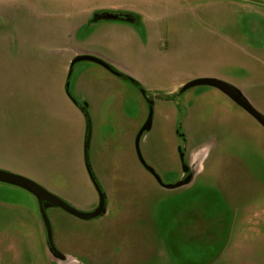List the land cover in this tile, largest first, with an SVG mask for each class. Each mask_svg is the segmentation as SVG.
Instances as JSON below:
<instances>
[{
  "label": "rangeland",
  "instance_id": "rangeland-1",
  "mask_svg": "<svg viewBox=\"0 0 264 264\" xmlns=\"http://www.w3.org/2000/svg\"><path fill=\"white\" fill-rule=\"evenodd\" d=\"M243 3L264 0H0V170L79 211L97 206L83 163L87 122L63 98L68 82L69 95L88 105L89 161L106 196L96 219L47 209L59 261L47 251L34 196L0 183V264H264V128L214 88L178 93L193 79L237 74L213 60L241 54L220 34L249 40L243 28L260 23ZM101 12L135 23L92 22ZM89 50L112 56L141 89L87 61L68 78L70 61ZM140 90L154 100L140 154L168 185L184 178L180 148L192 175L186 186L160 187L136 157L148 114ZM252 94L264 104V90Z\"/></svg>",
  "mask_w": 264,
  "mask_h": 264
},
{
  "label": "water",
  "instance_id": "water-1",
  "mask_svg": "<svg viewBox=\"0 0 264 264\" xmlns=\"http://www.w3.org/2000/svg\"><path fill=\"white\" fill-rule=\"evenodd\" d=\"M91 21L94 23L100 22V21H122V22H126V23H131V24L135 23V20L133 19V17H131L128 14L110 13V12L95 13V14H93ZM85 61L94 63V64L100 66L101 68L105 69L110 74L116 76L117 78L128 81L133 86L135 85L136 81L133 80V78L123 74L122 72L115 70L111 65H109L104 60H102L96 56L88 55V54L77 55L76 57H74L70 61L69 68H68V74H67L68 78L70 76V73H71L73 66L76 63L85 62ZM67 79H66V81H67ZM136 83H138V82H136ZM202 86L211 87V88H214L217 91L221 92L230 101H232L235 105H237L239 108H241L245 113H247L249 116H251L262 128H264V116L262 114H260L248 102V100L242 95V93L239 90H237L235 87H233L232 85H230L226 82L220 81L219 79L217 80L215 78H198V79L190 80L187 83H185L179 89L178 93L181 94L190 88L202 87ZM64 89H65V94L68 97V99L83 114V116L85 117V120L87 122V136H86L84 148H83V163H84V168H85V171L87 173L88 179H89V181H90V183H91V185H92V187H93V189L97 195V206L92 211H89V212L79 211V210L75 209L74 207H72L71 205H69L67 202L60 199L59 197L49 193L48 191H46L44 188H42L41 186H39L35 182H33V181H31L25 177H22V176H19L16 174H12V173L4 171V170H0V183L15 186V187H18L22 190H25L26 192L33 195L34 198L36 199L37 205H38V212H39L40 220L43 224V228H44V232H45V244H46L47 251L49 252V254L54 259L59 260V261H64L65 257L56 249V247L54 245L53 235H52V227H51V223H50V220L48 218V215H47V209L59 208V209L63 210L65 213H67L73 217H76L78 219H81V220L96 219V218L103 216L106 212V196H105L103 190L101 189L100 185L98 184V182L94 176V173H93L90 161H89L90 121H89V115L87 112V104L83 103L82 105H79L69 95L68 82H66ZM138 89H141V87ZM140 92H141L142 96L144 97L145 102H146L147 107H148L147 119L145 120L144 124L142 125V127L138 131V133L135 137V141H134L135 153H136V157H137L140 165L145 169V171H147L154 178L156 183L164 189L171 190V189H176V188H180V187L188 185L192 180L191 174H188L186 177H184L180 181H177L176 183L164 185L162 183L161 179L159 178V176L155 173V171L151 167L146 165V163L144 162V160L140 154V151H139V140H140L141 135L144 132H148L151 128L152 108H153L154 100H153V97H151L152 99H148V97L146 96V93L143 90H140ZM176 134L178 135L179 138H181L182 140H185L183 135H180L178 132H176ZM178 155H179V159H180V162L182 165V173H187L189 171V168L183 163V155L181 154L180 148H178Z\"/></svg>",
  "mask_w": 264,
  "mask_h": 264
},
{
  "label": "crops",
  "instance_id": "crops-1",
  "mask_svg": "<svg viewBox=\"0 0 264 264\" xmlns=\"http://www.w3.org/2000/svg\"><path fill=\"white\" fill-rule=\"evenodd\" d=\"M240 1L242 2V0ZM240 7L249 9V11H254L256 15L260 18V23L264 22V3L257 4L254 7L243 3V5H240ZM134 11H136L139 15L141 14L140 9L134 10ZM217 20H220V18ZM224 22L225 21L222 19L221 22H217L218 23L217 24L216 20L212 19V23L217 25L218 27H221L220 25L222 24V27L225 28L226 25ZM260 23H252L247 28H243V30H247L251 32L252 36L249 40L246 37H244L243 33H240L239 31H236V30L233 31V34L232 33L228 34L229 33L228 31L220 34L221 43H228V44L230 43L231 45H233L234 49L239 50L241 54L238 55L237 53L231 56L228 53L225 54V51H224L223 56L218 57L213 60V63L215 65H218L220 68H226L230 66L237 68V74H235V76H232L230 78L226 76H220V75L218 76L216 74H213V75H215L217 78L219 77L220 79H223L224 82L226 81V83H229L230 85L235 87L237 90H239L251 105L254 104L253 107L257 111H262V106H264V104L260 102H259L260 104H258L257 98L252 94V91L254 90H260V91L264 90V70H262L257 75L254 69L255 67H258V66L259 68L261 66H264V28L263 26H260ZM246 33H249V32H246ZM103 44L104 43H101V46ZM105 49H109V51L111 50L114 52V43L109 42L108 45L105 46ZM87 54L96 56L104 60L108 64L110 63L109 65L114 67L113 66L114 64H112L114 63L112 56L109 57L101 52H97L94 50H89ZM122 73L139 81L138 76H136L132 72H122ZM182 83L183 82L172 84L171 88L168 89L170 94L178 91ZM63 98H66L68 100V97L66 96V94L63 95ZM74 107L76 106L74 105ZM87 108H88V105H87Z\"/></svg>",
  "mask_w": 264,
  "mask_h": 264
},
{
  "label": "flooded vegetation",
  "instance_id": "flooded-vegetation-1",
  "mask_svg": "<svg viewBox=\"0 0 264 264\" xmlns=\"http://www.w3.org/2000/svg\"><path fill=\"white\" fill-rule=\"evenodd\" d=\"M180 139H181V138H180ZM181 141H183V142H184L185 140H182V139H181ZM188 174H190V172H189V171H188L187 173H183V175H184L183 177H186Z\"/></svg>",
  "mask_w": 264,
  "mask_h": 264
},
{
  "label": "trees",
  "instance_id": "trees-1",
  "mask_svg": "<svg viewBox=\"0 0 264 264\" xmlns=\"http://www.w3.org/2000/svg\"><path fill=\"white\" fill-rule=\"evenodd\" d=\"M134 87H136L137 89L140 88V85L138 83L135 82Z\"/></svg>",
  "mask_w": 264,
  "mask_h": 264
}]
</instances>
